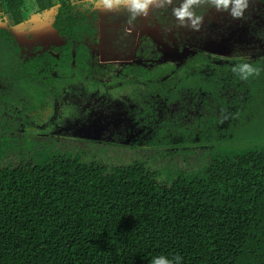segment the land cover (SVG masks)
Wrapping results in <instances>:
<instances>
[{
  "label": "trees",
  "instance_id": "obj_1",
  "mask_svg": "<svg viewBox=\"0 0 264 264\" xmlns=\"http://www.w3.org/2000/svg\"><path fill=\"white\" fill-rule=\"evenodd\" d=\"M36 12L53 16L52 30L67 45L63 56L76 54V64L83 65L86 55L89 65L88 46L98 42L96 0H0V21L14 33L0 26V37L10 36L15 45L17 29L28 23L35 38L36 27L42 26L29 15ZM217 13L219 24L229 27L215 38L219 45L228 35L264 43V0H249L243 18ZM42 49L35 45L39 56L27 53L18 71L40 73L27 68L30 62L56 68L54 56ZM201 56L207 54L194 50L190 61L199 64ZM0 66L12 72L10 59H0ZM142 71L131 69L129 74ZM220 93L198 94L187 104L188 115L214 129ZM99 118L111 129L105 137L87 138L123 145L124 158L134 161L139 155L129 153L137 137L122 142L118 136L123 131L125 137L131 123L119 121L116 112ZM7 152L1 146L0 163ZM36 157L16 167H0V264H151L160 255L179 256L180 264H264L262 133L253 140L237 137L220 144L203 168L180 170L168 184L158 182L157 169L149 170L147 161L108 166L86 162L82 151Z\"/></svg>",
  "mask_w": 264,
  "mask_h": 264
},
{
  "label": "rangeland",
  "instance_id": "obj_2",
  "mask_svg": "<svg viewBox=\"0 0 264 264\" xmlns=\"http://www.w3.org/2000/svg\"><path fill=\"white\" fill-rule=\"evenodd\" d=\"M178 4L173 0L172 6ZM172 6L153 8L131 26L126 11L99 15L98 42L88 46L89 65L86 55H81L83 65L76 64V54L66 53L69 58H65L66 43L41 27H36L33 39L23 38L24 28L19 27L15 45L8 41L10 36H1L0 59H10L12 72L0 66V148L8 149L0 167H16L33 161L37 154L55 151H82L86 162L127 165L133 159L124 158L123 145H102L87 138L101 137L97 135L104 126L93 122L105 113L116 112L119 121L131 123L137 139L129 155L135 151L139 156L134 161H147L149 170L157 169L161 184L171 183L180 170L203 168L210 153L224 142L264 135L262 40L236 41L228 35L219 45L215 38L229 27L219 24L214 7L197 9L204 21L200 31H193L178 26ZM0 26L14 34L5 22L0 21ZM30 33L31 28L26 31ZM35 45L49 50L56 68L48 62L50 69L30 62L28 69L41 72L18 71L27 53L30 58L39 54ZM194 50L207 54L199 64L190 61ZM244 62L260 68V75L242 80L232 68ZM131 69L144 71L129 74ZM216 89L221 92L219 115L214 116L215 128L208 129L188 115L187 104L198 94L210 96Z\"/></svg>",
  "mask_w": 264,
  "mask_h": 264
},
{
  "label": "clouds",
  "instance_id": "obj_3",
  "mask_svg": "<svg viewBox=\"0 0 264 264\" xmlns=\"http://www.w3.org/2000/svg\"><path fill=\"white\" fill-rule=\"evenodd\" d=\"M101 3L104 10L115 12L117 10L128 13V25H133L140 16L147 17L153 8L172 6L173 0H96ZM212 6L217 11H228L234 19L243 18L249 8V0H179L178 6H172V14L178 21L179 27H188L193 31H200L204 17L197 13L201 6ZM242 80L258 77L261 69L251 63H240L232 68ZM181 257L168 258L164 255L154 257L151 264H180Z\"/></svg>",
  "mask_w": 264,
  "mask_h": 264
},
{
  "label": "crops",
  "instance_id": "obj_4",
  "mask_svg": "<svg viewBox=\"0 0 264 264\" xmlns=\"http://www.w3.org/2000/svg\"><path fill=\"white\" fill-rule=\"evenodd\" d=\"M105 11L106 10L103 9L102 4L101 3H97V15H98L97 20H96L97 30H98V25H99V22H100L99 15H101ZM36 13H37L36 16H34L33 13H31L29 15V17L30 18L36 17V19L39 20L38 23H41V26H42L43 29H45V31H46V23L45 22L49 19L48 20L49 24L47 25V27L48 28H50V27L52 28V23H53V16L52 15L46 17L43 13H39V12H36ZM31 23H34V22H31ZM20 27H23L24 28V30H23V34H24L23 38H25L26 36L30 37V35L26 34V31L29 29L30 25L28 23H25V24H22V26H20ZM60 39L61 38H59L57 36L55 38V40H59L60 43L62 44L63 41H61Z\"/></svg>",
  "mask_w": 264,
  "mask_h": 264
},
{
  "label": "flooded vegetation",
  "instance_id": "obj_5",
  "mask_svg": "<svg viewBox=\"0 0 264 264\" xmlns=\"http://www.w3.org/2000/svg\"><path fill=\"white\" fill-rule=\"evenodd\" d=\"M95 123H97V124H99V125H102V126H104V128H101V129H99V132H101V134H99V135H97V136H104L105 137V135H106V132L108 133V130L109 129H111L110 127H105V124H106V122H104V121H102V120H98V121H94L93 122V124H95ZM105 123V124H104ZM97 130L98 129H96L95 130V132H97ZM121 130H123V128L121 129ZM134 130L135 129H132V128H130V129H128L127 130V133H126V135H125V137L123 136V131H121L120 133H119V137H121V138H123L121 141L122 142H128V140H135L136 139V134H137V132H134ZM113 131V130H112ZM114 132V131H113ZM110 135H117L116 133H109ZM100 137V138H101Z\"/></svg>",
  "mask_w": 264,
  "mask_h": 264
}]
</instances>
